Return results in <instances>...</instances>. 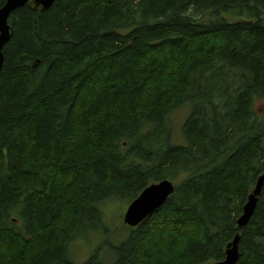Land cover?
Returning <instances> with one entry per match:
<instances>
[{"label": "trees", "instance_id": "trees-1", "mask_svg": "<svg viewBox=\"0 0 264 264\" xmlns=\"http://www.w3.org/2000/svg\"><path fill=\"white\" fill-rule=\"evenodd\" d=\"M8 23L0 264H72L100 203L164 180L113 264H217L237 235V264H264V186L238 226L264 175V0H55Z\"/></svg>", "mask_w": 264, "mask_h": 264}, {"label": "rangeland", "instance_id": "rangeland-1", "mask_svg": "<svg viewBox=\"0 0 264 264\" xmlns=\"http://www.w3.org/2000/svg\"><path fill=\"white\" fill-rule=\"evenodd\" d=\"M264 100L257 101V107ZM190 114V105L185 103L174 110L169 121L173 128L172 140L175 145H184L182 127ZM184 140V141H183ZM184 142V144H182ZM130 199L112 198L99 204L102 221L90 227H83L81 235L68 247V260L72 264H85L94 258L93 264H113L117 260L116 249L129 240L133 228L124 223V216Z\"/></svg>", "mask_w": 264, "mask_h": 264}, {"label": "water", "instance_id": "water-1", "mask_svg": "<svg viewBox=\"0 0 264 264\" xmlns=\"http://www.w3.org/2000/svg\"><path fill=\"white\" fill-rule=\"evenodd\" d=\"M54 2L55 0H7L6 5L0 9V74L4 63L3 49L11 39V27L8 23L11 14L30 3L48 8L51 7ZM263 186L264 175L258 179L252 194L249 196L248 202L244 206L243 214L238 220L239 228L246 227L250 222L256 209L258 195L262 192ZM173 192L174 185L168 180L147 187L141 195L130 204L124 217L125 224L131 227L139 226L147 217L154 214ZM239 240L240 236L237 235L233 242L227 246L225 260L217 264L238 263L240 255L238 249Z\"/></svg>", "mask_w": 264, "mask_h": 264}]
</instances>
